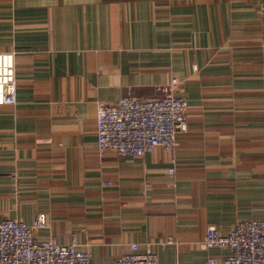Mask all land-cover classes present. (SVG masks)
I'll return each mask as SVG.
<instances>
[{"label": "crops", "instance_id": "0c3cea01", "mask_svg": "<svg viewBox=\"0 0 264 264\" xmlns=\"http://www.w3.org/2000/svg\"><path fill=\"white\" fill-rule=\"evenodd\" d=\"M0 52L17 83L0 220L45 212L37 237L76 240L90 264L149 242L161 264H224L198 246L208 227L264 219V0H0ZM172 76L190 105L174 153L101 157L97 101L156 99Z\"/></svg>", "mask_w": 264, "mask_h": 264}, {"label": "built area", "instance_id": "2783aa9c", "mask_svg": "<svg viewBox=\"0 0 264 264\" xmlns=\"http://www.w3.org/2000/svg\"><path fill=\"white\" fill-rule=\"evenodd\" d=\"M182 80L172 76L167 92L156 99L122 97L116 103L97 101V149L101 157L113 152L119 157H143L159 147L173 154L178 135L189 129V101L177 94ZM17 103L15 53L0 52V106ZM175 163V158L171 159ZM171 174L175 168L168 169ZM106 184V183H104ZM48 227L47 214L40 212L32 223L18 219L0 220V264H90L92 254L79 242L60 243L40 239L37 232ZM172 237L158 242L161 248ZM200 249H227L224 264H264V219H244L229 231L219 225L208 227L198 242ZM215 263L214 258L209 259ZM115 264H161L152 243L141 248L131 243Z\"/></svg>", "mask_w": 264, "mask_h": 264}, {"label": "rangeland", "instance_id": "374dc122", "mask_svg": "<svg viewBox=\"0 0 264 264\" xmlns=\"http://www.w3.org/2000/svg\"><path fill=\"white\" fill-rule=\"evenodd\" d=\"M179 78V77H178ZM182 80V79H181ZM183 82V81H182Z\"/></svg>", "mask_w": 264, "mask_h": 264}]
</instances>
